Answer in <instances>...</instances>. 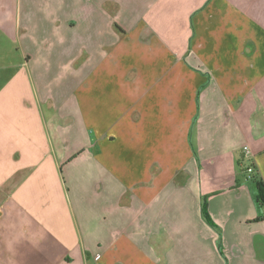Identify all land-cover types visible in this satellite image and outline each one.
<instances>
[{"label": "crops", "instance_id": "crops-1", "mask_svg": "<svg viewBox=\"0 0 264 264\" xmlns=\"http://www.w3.org/2000/svg\"><path fill=\"white\" fill-rule=\"evenodd\" d=\"M3 41L0 264H264V0H0Z\"/></svg>", "mask_w": 264, "mask_h": 264}, {"label": "trees", "instance_id": "trees-1", "mask_svg": "<svg viewBox=\"0 0 264 264\" xmlns=\"http://www.w3.org/2000/svg\"><path fill=\"white\" fill-rule=\"evenodd\" d=\"M247 160H248V163L246 165V168L244 167V172H247L248 168L253 169V173L251 175V178H248V179L252 180V182L254 183V187H255V191H256L255 199H256L257 205L264 208V180L261 178L260 174L256 171L255 164L252 163V160L251 159H247ZM246 175L248 176V174H246ZM202 213H203V217H204L205 221L211 227L217 228V225L214 223V221L212 220L211 216L208 213L206 201L203 203ZM261 219H263V217L259 215L256 218V221H259Z\"/></svg>", "mask_w": 264, "mask_h": 264}, {"label": "rangeland", "instance_id": "rangeland-1", "mask_svg": "<svg viewBox=\"0 0 264 264\" xmlns=\"http://www.w3.org/2000/svg\"><path fill=\"white\" fill-rule=\"evenodd\" d=\"M5 41V40H4ZM2 42L1 44H0V51H2V53H7V51L6 50H9V49H7V48H10V45L7 43V42ZM13 50V49H12ZM19 53H20V49H18L17 50ZM18 55V54H17ZM19 59H20V56H19ZM10 59H8V61H5V60H2L1 61V63H7V64H9V62H16V60L17 59H15V60H11V61H9Z\"/></svg>", "mask_w": 264, "mask_h": 264}, {"label": "built area", "instance_id": "built-area-1", "mask_svg": "<svg viewBox=\"0 0 264 264\" xmlns=\"http://www.w3.org/2000/svg\"><path fill=\"white\" fill-rule=\"evenodd\" d=\"M243 151H244V156L249 159L250 158L249 155H248L249 154V147L248 146H244L243 147ZM252 173H253V169L252 168H248L247 169L248 178H251Z\"/></svg>", "mask_w": 264, "mask_h": 264}]
</instances>
